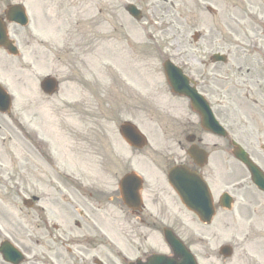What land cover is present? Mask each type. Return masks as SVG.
<instances>
[{
    "label": "rangeland",
    "instance_id": "obj_1",
    "mask_svg": "<svg viewBox=\"0 0 264 264\" xmlns=\"http://www.w3.org/2000/svg\"><path fill=\"white\" fill-rule=\"evenodd\" d=\"M127 1L13 0L24 4L31 18V27L24 32H48V42L56 45L57 65L45 64L36 75H55L61 85L58 93L40 100L38 88L32 87V76L29 88L13 104L8 149L18 156L26 154L27 138L32 139L33 131L47 143L52 137L58 139L66 134L67 162L72 169L81 163L82 192L94 191L99 185L94 173L98 129L108 132L104 144L111 143L118 153V146L125 148L118 133L123 121L134 122L144 132L156 127L160 119L156 104H166L170 96L161 66L165 56L198 81L200 90L211 93L213 108L226 125L241 129L244 140L250 144L264 145V133L259 142L255 140L262 122L249 120L264 112V74L261 63L258 64L264 59V0H138L144 10L140 23L146 26V37L140 24L124 11L123 3ZM208 5L212 11L206 9ZM249 5L253 12L247 11ZM255 14L261 23L256 21ZM89 17L104 21L102 32L97 31V41L94 22L87 20ZM195 31L201 34L197 42L192 40ZM63 40L64 51L58 47ZM215 51L227 53L228 62L211 63L208 56ZM60 56H64L66 64L61 71ZM20 59L6 58L0 53V80L12 95L15 92L8 82L19 74ZM134 89H140L145 96L146 113L142 116H134L130 107L139 97ZM27 96L32 100L30 105ZM78 139L81 147L75 149ZM121 165L116 156L115 169ZM232 171L233 178L243 174L240 167L235 166ZM237 227L235 203L225 215L213 219L209 232H196L200 242L196 240L194 253L201 256L204 247L209 252L208 259L197 258L199 264H241L235 249L239 241ZM258 234L261 240L263 233ZM181 236L190 247V232ZM254 242L256 251L261 247L258 244L264 246L259 240ZM223 244L233 248L227 258L218 252Z\"/></svg>",
    "mask_w": 264,
    "mask_h": 264
},
{
    "label": "flooded vegetation",
    "instance_id": "obj_2",
    "mask_svg": "<svg viewBox=\"0 0 264 264\" xmlns=\"http://www.w3.org/2000/svg\"><path fill=\"white\" fill-rule=\"evenodd\" d=\"M249 6L247 11L253 12ZM255 19L261 23L257 14ZM13 35L32 58L28 70L41 61L40 51H50L42 39H27L19 31ZM173 98L170 104L158 107L161 124L152 133L155 143L149 150L124 151L121 167L115 169L114 150L96 137L94 170L99 185L87 193L82 192L80 169L67 168L65 144L45 143L34 132L24 159L10 155L13 152L5 145L10 115L0 113V242L6 236L16 242L25 255L19 264H146L150 255L160 251L157 247L164 231L179 232L182 226L180 213L185 208L167 179L173 167L196 174L209 188H215L217 182L226 187L233 181L240 227L238 258L241 264L257 263L256 253L264 252V247L256 251L246 246L253 234L264 232V192L252 184L249 173L234 156L232 140L244 147L263 172L264 145L256 147V143L245 141L241 129L226 128L230 138L202 128L188 100ZM134 107L139 115L145 110L141 101ZM249 120L262 122L256 130L259 142L264 133V112ZM80 147L81 139L75 140L74 148ZM233 165L245 170L231 179L227 175ZM124 175L128 183L123 197L115 185ZM221 192H216L215 210L220 209ZM195 224L199 229L209 227L190 210V245L194 243ZM25 235L32 240H23ZM0 264L12 263L0 254Z\"/></svg>",
    "mask_w": 264,
    "mask_h": 264
},
{
    "label": "water",
    "instance_id": "obj_3",
    "mask_svg": "<svg viewBox=\"0 0 264 264\" xmlns=\"http://www.w3.org/2000/svg\"><path fill=\"white\" fill-rule=\"evenodd\" d=\"M12 18L22 24L25 22L24 13L22 12V10L17 11L14 14V16H12ZM166 75L172 86L175 88V90L180 91L187 87L186 85L187 79L181 74L179 70L172 67H166ZM133 128L134 127L132 125L125 123L122 125L121 131L126 136H132V133L130 131H133ZM223 250L225 251L226 254L229 253V248L225 247ZM182 254H183L182 255L183 258L179 264H194V261L191 259L189 255H187L185 252Z\"/></svg>",
    "mask_w": 264,
    "mask_h": 264
}]
</instances>
